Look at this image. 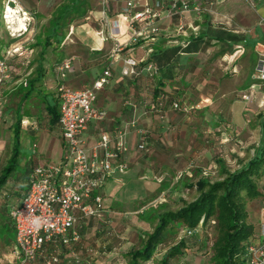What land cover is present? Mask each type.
Here are the masks:
<instances>
[{"label": "crops", "instance_id": "obj_1", "mask_svg": "<svg viewBox=\"0 0 264 264\" xmlns=\"http://www.w3.org/2000/svg\"><path fill=\"white\" fill-rule=\"evenodd\" d=\"M129 1L108 0L109 20L114 21ZM141 1L169 4L170 0ZM189 1L191 6L196 4L210 8L211 12L200 15L185 13V32L182 35L176 32L179 16L168 18L163 13L157 24L160 33L155 41H140L123 50L115 64L109 63L114 40L109 36L111 28L104 25L101 19V0L80 2L84 12L68 26L75 30L72 39H64L56 46V50L50 47L44 51L42 45L38 51L31 39L21 43L24 45L23 50L10 60L14 73L3 87L1 108H5L10 101L11 109H7L5 115L10 121V134L14 132L17 121H20V138L24 133L31 140V145L22 167L19 168L18 163L19 170L0 189V255L4 254L6 263L18 264L11 255L15 246V230L9 212L20 204L24 196L32 166L57 163L65 153L58 122H53L49 113L57 105L55 87L59 80L56 67L63 60L73 59L72 69L65 80V84L72 89L89 87L110 65L111 78L97 93L96 101V106L105 111L107 117L102 122L91 124L83 138L86 147L91 148L101 133L115 134L127 129L125 142L128 153L125 159L128 168L138 174L140 181L147 174L151 175L153 179L159 178L157 180L161 182L156 184L160 188L165 177L173 178L193 164L197 167L209 164L218 168L216 159L229 164L234 160L238 162V169L264 143L260 93L249 102L242 101L236 95L252 85L256 65L264 55V0ZM68 4L69 0H59L50 7L52 15ZM121 28L126 34L120 41L131 39L132 33L127 30L125 22L121 21ZM99 32L105 33V41L95 42L96 36L100 38ZM217 32L220 33L219 41L214 37ZM183 42H191L187 50H183ZM128 58L138 63V78L122 74L123 60ZM148 64L157 70L154 77L145 71ZM158 90L169 96L171 101L199 108L184 115L168 107L165 119L159 120L152 112ZM142 133L147 135L145 144L148 151L145 154L137 151V145L143 140ZM217 139L220 141L214 143ZM228 153H232L231 158ZM2 155L0 146V176L9 158L5 156L3 159ZM113 178L107 180L101 190L103 200L113 199L122 184L121 180ZM171 186L166 189L169 193ZM173 188L183 201H187V193L195 190L182 185V182L177 187L173 184ZM149 195L150 199L153 192ZM181 198L174 201L178 202ZM104 206L110 222L105 229L112 227V231L108 230L109 239L103 229L94 232L100 226L95 219L81 220L77 225L82 239L74 247V252L82 264H108V259L111 261L119 256L125 247L123 239L131 219L129 211H121L113 203ZM262 221L264 218L260 223ZM260 223L256 227L257 234ZM7 250L8 255L5 253ZM190 252V249L186 250V253ZM59 254V264H71V250L60 248ZM186 259L187 263H196L192 256ZM30 264L42 262L37 260Z\"/></svg>", "mask_w": 264, "mask_h": 264}, {"label": "built area", "instance_id": "obj_2", "mask_svg": "<svg viewBox=\"0 0 264 264\" xmlns=\"http://www.w3.org/2000/svg\"><path fill=\"white\" fill-rule=\"evenodd\" d=\"M101 19L104 25L111 28L110 38L114 40L111 51L110 65L119 61L118 55L140 41L153 43L160 33L159 20L166 13L167 17L179 16L177 34L185 32V13L194 12L198 15L211 12L196 4L190 5L189 0H170L166 2L142 3L141 0H130L110 21L107 14L108 0H101ZM9 3L6 9H8ZM121 21L127 24L132 37L120 41L126 32L121 28ZM101 40H106L104 32H99ZM15 45V46H14ZM4 48L0 57V107L3 87L14 73L10 65L11 58L23 50L22 44H14ZM187 42L181 44L186 47ZM73 59L63 60L56 67L59 83L55 87V99L58 106V126L65 145V153L54 164L34 165L27 180V190L20 204L9 212L15 230V246L11 253L18 264H30L41 260L42 264H59L60 248L71 250V264H82L74 252L80 242L77 225L81 220L95 219L104 225L110 224L106 217V208L101 190L107 180L124 175L128 170L126 154L128 147L125 142L127 129L115 134L101 133L91 148H87L84 134L93 123L106 119L105 111L96 106L97 93L101 91L111 78L110 65L84 89H72L65 84L68 73L72 69ZM138 63L128 58L123 60L122 74L136 76ZM145 71L156 75V68L149 64ZM24 85H26L24 83ZM260 93V104L264 105V55L256 65L252 76V85L239 93L242 101L249 102ZM170 110L184 115L199 108L179 101H173ZM167 110L160 106L155 110L159 120H164ZM146 134L142 133L139 153H147ZM35 147V146H34ZM204 176L205 172L202 173ZM182 178L178 173L176 180ZM158 183L161 181L157 180ZM196 231L182 230L179 238L191 236ZM50 251H47V250ZM246 264H264V221L258 228L255 239L245 246Z\"/></svg>", "mask_w": 264, "mask_h": 264}, {"label": "trees", "instance_id": "obj_3", "mask_svg": "<svg viewBox=\"0 0 264 264\" xmlns=\"http://www.w3.org/2000/svg\"><path fill=\"white\" fill-rule=\"evenodd\" d=\"M82 1L86 0H70V4L54 14L44 39V51L52 47L53 44L60 45L63 42L64 38H61L62 32L74 20V18L71 19L72 8ZM80 6L82 7L83 5L81 4ZM77 17H81V15L78 14ZM219 35V32L214 35L218 41L220 40ZM17 42L18 40L14 41L13 44ZM11 43L12 40L7 43V47L12 46ZM190 44L191 42L183 50H187ZM54 49L56 50V46ZM1 52L2 50H0V55ZM90 53L98 54L101 52ZM137 72L138 74L133 76V78L140 76V72L138 70ZM150 76L154 77L151 74ZM159 93L158 90L156 93L157 98L152 106L154 114L155 110L160 106L167 110L173 102L166 94ZM57 108V105H54L49 110L53 122H58ZM146 137L147 135L145 140ZM14 138L15 144L12 156L7 163L5 171L0 176V189L18 169L20 121H17L14 127ZM219 141L220 139H217L214 143ZM215 162L220 169V179L209 182L200 178L195 185L189 186L190 188H195L198 193L195 200L183 202L175 211H165L155 216V226L152 232L143 234L145 239L141 247L125 253L123 256L127 261L125 264H174L173 262L176 260H182V262L175 264H190L183 262L186 259V250L190 248L186 240L198 236L202 230L207 229L211 225L217 229V238L208 246L210 247V256L207 264H246L245 246L257 237V226L254 227L250 221L247 204L264 195V192L260 189V183L264 180V143L259 145L253 157L237 170L230 171L221 159H216ZM151 213L152 211H147L146 215H144V212L141 213L142 218L149 220L150 216H152L150 215ZM182 230L196 231V233L191 236H184L161 254L157 252L158 247L163 245L169 236L175 235L179 237ZM108 233V231L105 232V235L108 236L107 239L110 237ZM81 239L80 234V242Z\"/></svg>", "mask_w": 264, "mask_h": 264}, {"label": "rangeland", "instance_id": "obj_4", "mask_svg": "<svg viewBox=\"0 0 264 264\" xmlns=\"http://www.w3.org/2000/svg\"><path fill=\"white\" fill-rule=\"evenodd\" d=\"M58 1L59 0H0V50L6 48L7 43L10 40H12L11 44L13 46L14 41L24 38L21 41L19 40L20 42L17 44H21L26 39H31L32 42L35 44V47H38V49L36 48V50L39 51V47L44 44V39L47 35L49 23L51 21L50 17L53 16L50 7H52V5H55V3H57ZM48 2H50L49 5ZM8 3L9 7L21 13H19V16H21V19H24L25 25L23 26V30H21V27L17 25V21L12 20L13 22H10L8 19H6V8L8 6ZM83 12L84 6L81 7L79 4H76L74 8H72L71 19L77 17V15L80 13L82 15ZM10 23L13 24L10 25ZM74 31L75 30L73 27H68L62 32L61 38H64L69 41L70 39H72ZM94 40L95 42H103V40L101 41L100 38H98L97 36ZM22 46L24 45L22 44ZM55 46L57 45L53 44V49L55 48ZM49 52L51 53V50H49ZM19 61L17 60V62ZM239 93L240 92H237L236 95H239ZM10 104L11 103L9 101V104L6 105L5 108L2 109L0 107V146L2 148L3 153L2 158L5 159V156L9 157L6 162V166L12 156V151L15 144L14 132L12 131V133L10 134L9 131L10 121H8V117H5V115L7 114V109H11ZM259 109L261 110L260 112L264 114V105L260 104ZM20 139V154L18 160V163L20 164L19 168H21L22 164H24V159L27 157L28 154L27 150L30 148L31 145V140H29L24 135V133L21 134ZM228 154L229 158H231L232 153ZM224 163L226 168H228L230 171L237 170L238 162L233 160L231 164H229L227 161L224 160ZM219 170V167L213 168L209 164H206L204 166L199 165V167H197L196 164H193L191 165V168L181 172L182 178L179 180H176L177 174L173 178L165 177V180L162 182V187L160 188L157 187L159 185L156 184L157 179L159 178L153 179L151 175L147 174L146 177L140 181L138 179V174L134 170L131 171L129 168L126 174L114 176L113 179L121 180L122 184L118 188L117 192H115V195L112 197L113 199L104 200V204L108 206L113 203V205L120 207L122 209L121 211H129L128 215L131 219L129 221L123 239V245H125L124 249L122 250L119 256L115 257L114 259H111V261L110 259H108V264H125L127 261L126 259H124L123 256L126 252L141 247L145 239L143 234L146 232H152L153 227L155 226V216L162 214L165 211H175L180 207V205H182L183 202H190L198 196L196 189H193V191L187 193V196L185 197L187 201H183L181 197H178V195H176V193L178 194L179 192H174L173 184L174 187H177V184L180 182H182V185L184 186H193L197 183L200 178L206 179L209 182H214L220 179ZM203 172L206 173L205 176L202 174ZM167 186H171V193L166 190ZM260 189L262 192H264V180H262L260 183ZM151 192H153V197L151 196L149 199L148 197L150 196L149 194ZM147 198L149 199V201L146 202ZM177 198H181V200H179L178 202L174 201ZM247 210L249 213L250 221L252 222L254 227H256L260 223L262 218H264V195H262L261 198L253 202H248ZM147 211H152V213L150 214L152 216H150L149 220L143 219L141 214L144 212V215H146ZM96 222L100 226H95L97 228L94 230V232H96V230L98 231L102 229L104 233L109 229L112 231L111 226L105 229L106 227L104 228V226L106 225L103 226V224L99 221ZM114 228H116L115 232H117V226H115ZM125 228L126 227H124V230ZM11 237H13L12 233ZM216 238L217 229L215 226L211 225L207 229L202 230L198 234V236L186 240V243L190 247L189 249L191 251L190 254L186 253V257L192 256L196 261V263L193 262L194 264L209 263L210 247L208 246L212 244L216 240ZM179 239L180 238L175 235L169 236L166 239L165 243L158 247L157 252L160 254L163 253L166 249L176 244ZM5 253L6 255H8L9 251L7 250V252ZM5 258L6 257H4V254L0 255V264H8L6 263ZM179 262H182V260H176L173 263L175 264ZM183 262L187 263V259H184Z\"/></svg>", "mask_w": 264, "mask_h": 264}, {"label": "bare ground", "instance_id": "obj_5", "mask_svg": "<svg viewBox=\"0 0 264 264\" xmlns=\"http://www.w3.org/2000/svg\"><path fill=\"white\" fill-rule=\"evenodd\" d=\"M20 12L19 11H16L15 9L11 8V7H8L7 11H6V14H7V17L6 19H8L10 22H13L12 20L14 21H17V25L21 27V30H23V26L24 25V19H21V16H19ZM13 24V23H10V25ZM15 24V23H14ZM14 26V25H13ZM13 28V27H12ZM19 29V28H18ZM20 30V29H19Z\"/></svg>", "mask_w": 264, "mask_h": 264}]
</instances>
